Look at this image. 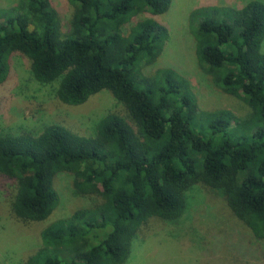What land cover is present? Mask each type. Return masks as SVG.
Segmentation results:
<instances>
[{"label": "trees", "instance_id": "trees-1", "mask_svg": "<svg viewBox=\"0 0 264 264\" xmlns=\"http://www.w3.org/2000/svg\"><path fill=\"white\" fill-rule=\"evenodd\" d=\"M68 1L67 27L51 0L0 7V85L19 52L34 80L58 82L60 102L79 105L108 90L127 115H104L91 135L55 123L0 133V175L15 182L10 211L18 220L51 215L59 173L71 174L75 193L98 198L45 226L24 264H124L141 226L153 217L177 222L198 183L264 239V1L202 5L189 15L199 66L250 108L244 120L227 109L201 111L171 68L145 71L168 29L151 17L133 21L164 14L172 0Z\"/></svg>", "mask_w": 264, "mask_h": 264}, {"label": "rangeland", "instance_id": "rangeland-1", "mask_svg": "<svg viewBox=\"0 0 264 264\" xmlns=\"http://www.w3.org/2000/svg\"><path fill=\"white\" fill-rule=\"evenodd\" d=\"M15 1L0 0V7ZM247 1L172 0L164 14L137 16L133 22L151 17L168 29L162 52L145 71L152 74L158 68H171L186 79L201 111L227 109L238 120L246 119L250 108L217 87L199 66L189 15L202 5L240 7ZM51 4L67 27L73 5L68 0H51ZM261 51L264 52V39ZM9 66V77L0 85V133L24 130L38 133L45 125L55 123L81 135H91L95 123L104 115L112 112L127 115L123 105L108 90L94 94L79 105L60 102L55 95L58 82L42 84L34 80L30 59L19 52L11 56ZM53 184L60 199L51 215L44 221L24 222L10 211L15 182L0 175V264H24L40 246V232L45 226L98 201L95 196L75 193L69 173L56 175ZM188 194L189 206L177 222L153 217L141 226L124 264H264V239L253 236L223 196L202 183L192 187Z\"/></svg>", "mask_w": 264, "mask_h": 264}]
</instances>
